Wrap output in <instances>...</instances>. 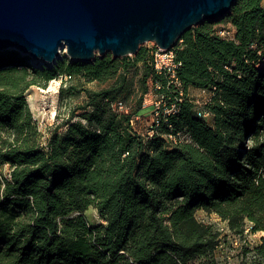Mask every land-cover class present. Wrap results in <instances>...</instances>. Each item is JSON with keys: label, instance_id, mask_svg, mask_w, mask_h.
Returning a JSON list of instances; mask_svg holds the SVG:
<instances>
[{"label": "trees", "instance_id": "trees-1", "mask_svg": "<svg viewBox=\"0 0 264 264\" xmlns=\"http://www.w3.org/2000/svg\"><path fill=\"white\" fill-rule=\"evenodd\" d=\"M263 1L235 0L222 20L231 39L210 20L182 34L171 47L179 86L155 72L153 47L91 63L63 57L52 67L0 50V167H9L8 178L0 176V264H218L220 234L198 211L215 214L235 236L262 233L254 248H242L240 264H264ZM138 65L137 106L150 81L177 110H161L151 136L134 130L135 112L113 107H125L128 73ZM58 78L80 81L68 91L85 102L43 144L25 93ZM189 88L210 94L202 108L187 98ZM88 208L105 225L90 226L81 214Z\"/></svg>", "mask_w": 264, "mask_h": 264}, {"label": "water", "instance_id": "water-1", "mask_svg": "<svg viewBox=\"0 0 264 264\" xmlns=\"http://www.w3.org/2000/svg\"><path fill=\"white\" fill-rule=\"evenodd\" d=\"M235 0H0V50L52 67L136 54L145 43L169 50L190 28L224 18Z\"/></svg>", "mask_w": 264, "mask_h": 264}, {"label": "rangeland", "instance_id": "rangeland-1", "mask_svg": "<svg viewBox=\"0 0 264 264\" xmlns=\"http://www.w3.org/2000/svg\"><path fill=\"white\" fill-rule=\"evenodd\" d=\"M264 7V1H263ZM217 20L213 21L216 24V29L218 32L225 31L228 33L227 38L233 37L234 31H232V26L227 21ZM152 43H145L142 47L152 48ZM171 50V48L169 49ZM59 59L62 60L63 57H67L65 49L59 54ZM132 56V55H131ZM57 60V61H58ZM70 60V59H69ZM258 69L264 68V61H260L257 65ZM144 77L142 65H138L136 68L132 69L128 73V78L133 81V93L125 103L124 113H136L133 118L132 126L134 130L141 135H146L149 130L150 125L153 121L152 112L155 110L156 101L160 98L154 93L152 83L148 81L149 93L142 97V105L139 108L137 103L142 94V89L140 88V82ZM82 84L78 80H71L65 82L64 79H56L50 81L45 87L41 86H31L25 93V100L27 102L29 111L36 121L38 128L43 136V144L49 137L51 131L67 119L70 112L74 111L76 115L82 113L81 110H76L77 107L81 106L85 102L84 93L78 94L76 97H71L68 87L70 85H80ZM90 90H97L100 88L108 87V84L102 86L96 83H89L84 85ZM60 88H64V93L60 94ZM210 94L207 91L201 89L189 88L187 92V98L193 102L195 108H202L205 103L208 102ZM164 102V101H163ZM165 103V102H164ZM134 113V114H135ZM65 128L61 127L59 132H64ZM0 176L8 178L9 167L7 165L0 167ZM87 223L90 226L96 224H103L105 222L100 218L99 214L93 208H88L85 212L81 213ZM73 215H77L76 213ZM198 221L213 226L214 230L217 231L219 236V245L215 251V258L218 264H240L241 257L240 252L242 248H254L260 242V238L263 234L255 233L251 234L247 230L244 232L243 237L235 236L232 234L227 227V223L218 218L215 214H208L204 211H198L195 214Z\"/></svg>", "mask_w": 264, "mask_h": 264}, {"label": "built area", "instance_id": "built-area-1", "mask_svg": "<svg viewBox=\"0 0 264 264\" xmlns=\"http://www.w3.org/2000/svg\"><path fill=\"white\" fill-rule=\"evenodd\" d=\"M218 34L223 38H227V35H228V33L225 31H220L218 32ZM231 38L232 37L229 36V38L227 39H231ZM152 47L154 48L153 52L151 53L152 54V64H153L155 72L157 74L169 75V79L171 81L170 83H173L174 85L179 86V81L176 78V70L180 67L181 64L175 61L173 51L159 49L156 45L155 46L152 45ZM156 88H158V86ZM113 107L118 112H123L125 110V107L121 102L114 104ZM161 110H163L162 113L164 115H169L171 113L174 114L177 112L174 106L167 108L165 106V103L163 102V99L160 98L158 101H156L155 110H153L152 112L153 121L149 127V130L147 131V135L151 136L153 134L152 128L157 127L159 125V114ZM197 116L203 119H209L211 117L210 113L206 111H202V110L197 111Z\"/></svg>", "mask_w": 264, "mask_h": 264}, {"label": "bare ground", "instance_id": "bare-ground-1", "mask_svg": "<svg viewBox=\"0 0 264 264\" xmlns=\"http://www.w3.org/2000/svg\"><path fill=\"white\" fill-rule=\"evenodd\" d=\"M34 64L38 65L37 67H42L43 65H41V62L38 60H33ZM48 65V64H45Z\"/></svg>", "mask_w": 264, "mask_h": 264}, {"label": "crops", "instance_id": "crops-1", "mask_svg": "<svg viewBox=\"0 0 264 264\" xmlns=\"http://www.w3.org/2000/svg\"><path fill=\"white\" fill-rule=\"evenodd\" d=\"M232 31H234L233 27H232Z\"/></svg>", "mask_w": 264, "mask_h": 264}]
</instances>
